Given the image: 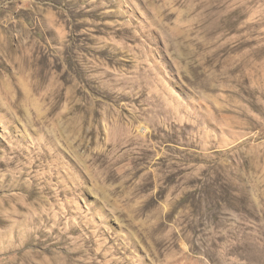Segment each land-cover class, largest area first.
I'll list each match as a JSON object with an SVG mask.
<instances>
[{"label":"rangeland","instance_id":"1","mask_svg":"<svg viewBox=\"0 0 264 264\" xmlns=\"http://www.w3.org/2000/svg\"><path fill=\"white\" fill-rule=\"evenodd\" d=\"M0 264H264V0H0Z\"/></svg>","mask_w":264,"mask_h":264}]
</instances>
